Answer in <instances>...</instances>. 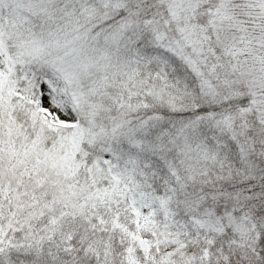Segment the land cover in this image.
<instances>
[{"label": "snow or ice", "instance_id": "obj_1", "mask_svg": "<svg viewBox=\"0 0 264 264\" xmlns=\"http://www.w3.org/2000/svg\"><path fill=\"white\" fill-rule=\"evenodd\" d=\"M0 264H264V0H0Z\"/></svg>", "mask_w": 264, "mask_h": 264}]
</instances>
